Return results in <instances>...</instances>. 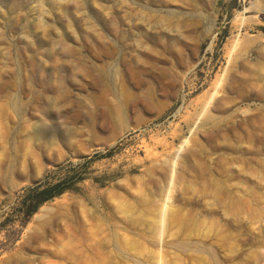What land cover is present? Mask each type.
Here are the masks:
<instances>
[{"label": "rangeland", "instance_id": "obj_1", "mask_svg": "<svg viewBox=\"0 0 264 264\" xmlns=\"http://www.w3.org/2000/svg\"><path fill=\"white\" fill-rule=\"evenodd\" d=\"M0 264H264V0H0Z\"/></svg>", "mask_w": 264, "mask_h": 264}, {"label": "trees", "instance_id": "obj_2", "mask_svg": "<svg viewBox=\"0 0 264 264\" xmlns=\"http://www.w3.org/2000/svg\"><path fill=\"white\" fill-rule=\"evenodd\" d=\"M80 162L61 163L50 170L35 184L29 186L27 200V214L34 213L38 206L48 200L62 195L67 190L73 189L76 183L85 178L79 171Z\"/></svg>", "mask_w": 264, "mask_h": 264}]
</instances>
